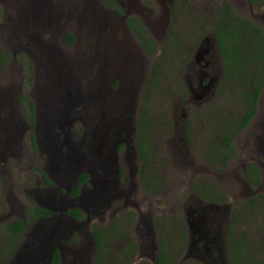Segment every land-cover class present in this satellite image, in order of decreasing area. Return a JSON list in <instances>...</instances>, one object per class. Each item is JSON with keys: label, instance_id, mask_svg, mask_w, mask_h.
I'll list each match as a JSON object with an SVG mask.
<instances>
[{"label": "rangeland", "instance_id": "rangeland-1", "mask_svg": "<svg viewBox=\"0 0 264 264\" xmlns=\"http://www.w3.org/2000/svg\"><path fill=\"white\" fill-rule=\"evenodd\" d=\"M116 1L126 10L122 15L102 6L98 0H0V49L9 53L0 67V225L11 220L28 222L16 249H1L5 239L0 235V256L10 264H52L51 251L57 248L65 264H89L94 250V223L104 228L108 247L103 253L111 264H153L161 229L172 264H204L186 252L191 240L188 213L200 206L205 212L229 213V244L239 243L242 247L247 244L248 256H243L242 264H256L262 260L257 246L264 241V150L257 149L253 139L254 135H264V88L256 116L233 141V159L217 170L207 153L211 144L224 134L226 123H234L243 111L237 90L221 82L223 66L213 34L218 13L223 1H227L236 14L251 19L264 35V0L261 7L248 0ZM128 15L137 16L146 26L159 47L157 54H146L137 38L126 29ZM171 30L175 31V37L168 40L171 48L167 47L160 55ZM68 33L72 35L71 44L66 42ZM205 38L208 41H203ZM158 58L162 67L156 90L146 99L151 117L148 134L153 146L150 166L158 183L156 195H151L147 190L151 188L143 185L144 178L140 179L136 131L131 128L132 135H124L119 127H112L110 119L106 125L110 123V132L105 130L93 138L90 135L85 138L91 151L83 158L97 165L84 194L77 196V206L85 217L73 220L66 215L58 220L29 223L34 195L41 189L38 165H45L54 179L57 176L52 168L58 165V148L43 136L50 135L52 122L48 116L53 123L66 118L63 131L71 133L69 146L79 148L83 135H72L77 131L78 114L68 102L87 93L86 88L97 81L101 86L87 97L94 95L103 106L106 103L111 106L113 98L109 95L118 94L125 84L129 90L123 95L133 93V110L138 117L144 87ZM26 59L32 62L31 67ZM200 70L217 79L214 88L193 91ZM63 94L66 114L59 102ZM29 103L37 118V148L29 140ZM51 105L56 115L48 112ZM41 119L43 126L39 127ZM260 147H264V139ZM71 157L76 160L81 152H74ZM247 162L255 163L260 170L258 186L252 187L246 181ZM199 178L220 188V196L225 198L221 203L225 204L199 198L191 188ZM62 188L65 190L61 191ZM101 188L116 197L107 199L104 195L98 203L96 198L89 200V195H95ZM55 189L60 203L49 195L44 202L53 210L72 199L66 196L65 185L56 184ZM73 189L74 183L68 191ZM45 192L49 194L50 190ZM192 195L196 197L195 204L188 200ZM129 213L133 219L126 222L124 217ZM58 221L62 224L58 225ZM116 221L111 233L106 228ZM52 226L61 234L55 231L57 236H53L49 231ZM61 227L66 230L62 232ZM39 228L41 232L36 231ZM182 238L183 245H179ZM128 242L134 243L136 249L130 261L124 263L119 252ZM231 244L227 247L226 243L227 260L214 258L209 264H231L235 260V247ZM115 258L119 259L112 263Z\"/></svg>", "mask_w": 264, "mask_h": 264}, {"label": "flooded vegetation", "instance_id": "flooded-vegetation-1", "mask_svg": "<svg viewBox=\"0 0 264 264\" xmlns=\"http://www.w3.org/2000/svg\"><path fill=\"white\" fill-rule=\"evenodd\" d=\"M98 1L100 2L102 6H104L101 3V0H98ZM109 9H113L118 15H122L126 11L122 5L118 7L113 6ZM119 9H121L123 13L118 12ZM129 16L131 15H128L127 17ZM125 27L127 30H129L126 25ZM133 35L135 36L134 33ZM204 44H205L204 42L201 44L200 49L198 50L197 54H200ZM196 58H197L196 60H201L200 58L198 59V57ZM206 65H207V62H205V66ZM128 67L133 68L132 65ZM198 74H199V78L196 83V87H192L193 91L198 90V91L204 92L206 90H209L210 88H214V86L217 83V79L213 75L208 76V72L206 70H200ZM123 84L124 83L120 84V86H123ZM100 86L101 84H98V82L95 81L92 86H89L86 88L87 93L79 94V97L77 99L70 100L68 102V104L74 105L72 106V108L74 112L78 114L77 120L79 121V124L77 127V131L74 130L72 135H83V137L79 141V148L71 149L69 146L68 135H71V133L67 135V133L63 131L64 128L66 129V122H65L66 118L62 117V121L59 119H56V123L55 122L53 123V121L48 116L49 121L52 122L50 125V135H43V136L47 140L48 139L52 140L58 148L56 151V154H58V158H57L58 165L57 167H54V168L51 167L57 173V176L54 179L51 171L45 165H42V166L38 165V168H41V169H37V177L40 180L41 189L37 191L36 194L34 195L35 203H33V207L29 210V214H30L29 223H33L36 220H47V221L58 220L60 217L66 218V215L69 216L73 220H80L85 217V214L82 211V209L77 206V203H78L77 196L81 192H82L81 193L82 195L84 194L83 189L87 186L91 176L93 175V172L97 168V165L95 163L92 162L91 164L87 159L83 158L85 154H89L91 151V149L88 146L87 141L85 140V138H87V135H90L91 138H93L94 135H97L105 130L110 132L111 131L110 123L108 127L106 125H108V121L112 119L113 128L119 127L120 132L123 131L124 135H132L131 128H134V130L136 131V136H137V118L138 117L135 113V110H133L135 107V103L133 101V93L131 95H128V94L123 95L125 91L129 90V88H125V84H124L122 91H120L118 94L113 95V96L109 95L110 98H113L111 100L112 105L109 106V103H106L103 106L102 102L99 101L94 95L87 97L88 94H93V92L96 91ZM130 88H132V86ZM103 94L105 97H107V93L104 92ZM59 102H61V107L63 108V112L66 114V95L65 94L62 95V99L61 100L59 99ZM53 108H54V105H51V108L48 112L56 115ZM114 114L115 116H113ZM43 116L44 114L41 116V118H43ZM28 121H29L28 127L30 128V131H31V134L29 135V140H30L31 145L37 148L38 137L35 131V123L37 124V118L34 116V111H33V119L32 120L30 119ZM42 121L43 119L40 120L39 127L43 126ZM69 127H71V124L69 125ZM254 136H255V138L253 139L254 146L257 149L264 150V147H260V144L263 142L264 135H254ZM135 146H136V143H135ZM74 152H81V157L77 158L76 160H73L71 156H72V153L74 154ZM64 154H66V157ZM231 159H229L228 162ZM46 160L49 165V159L46 158ZM250 163L255 164L253 162L246 163L244 167L245 176H246L245 178H246L247 183L250 186L255 187L252 184H250V181L247 179L246 168L248 167ZM88 164L90 166H88ZM55 183L59 187H61V185H65L66 196L72 199L66 200V202L62 203L64 204V206H61L60 204L58 208L53 210L51 208L52 206L46 205L44 204V202L46 201L45 196L49 195L51 200H54L60 203V200L59 199L56 200V197L54 195V192H56ZM72 183H74V189L72 191H68V187L72 185ZM259 184H260V170H259L258 185ZM46 190H50V193L49 194L46 193L45 192ZM64 190H65L64 188L61 189V191H64ZM147 190L149 192V189ZM104 195L107 196V199H114L116 197V195L113 192H110L108 189L105 190V188H101L98 192L95 193V195L90 194L89 200H93V198H96V202L98 203L101 201V198ZM188 200L189 202H192L193 204H195L194 202L196 200L195 195L190 196ZM36 202L41 204L42 206L37 205ZM220 204H225V203H220ZM99 205L103 206L102 204H99ZM35 207L42 208L44 211L46 210L47 213L45 214L37 213V210L35 209ZM188 217H189L188 221L190 222V225H191V229H190L191 234H190L189 240L190 239L191 240L189 244H187V247H188L186 250L187 254L189 256L196 257V259H198L199 261H202L204 264H209V263L214 262L215 261L214 258H218V259L225 258L227 260V256H226L227 253L224 254V252L227 250L226 243H227V247L228 245L231 244V243L229 244L228 237H227V231H228L227 226L229 225V218H228L229 213L228 212L219 213V211H216V210L214 211L212 210L211 212H205L204 210L201 211L200 206H197V207H193L190 213H188ZM132 219H133V215L131 213H129L128 215L124 217V221L126 222L132 221ZM15 221H20L23 224V227H22V230L18 234L11 236L12 237V242H11L8 239V233L10 230L6 227L8 224L13 223ZM117 222L118 221L110 224L106 229H109L111 233H113L114 224L117 225ZM26 223L28 222L24 220H11L5 224L0 225V235H2L5 239V245L2 246L1 249L7 251L9 249L17 248L19 241L22 240L21 238L23 234L22 231H23V228H25ZM57 224L61 225L62 222L58 221ZM93 225H92V238L94 242V250H93L92 258L89 261L90 262L89 264H93L94 262L93 260L96 255L97 249H98L96 241L94 239L95 235H94ZM95 225L100 230L101 234L104 235V228L101 229L97 224ZM52 228L53 230L50 229L49 231L51 232L53 236H57L56 232L61 234V232L58 229H56L54 226H52ZM65 230H66V227H61L62 232H64ZM36 231L41 232V229L39 228ZM104 241H105V238H104ZM262 242L263 241H259V246H257V252L259 253H262V250H263V247L261 244ZM181 244H182V241L179 242V245ZM105 246L108 247L107 242L102 243V246L100 248H105ZM233 246L235 245L233 244ZM236 247L238 248L239 252H241L240 246H236ZM0 258L2 260L7 261V263L10 264V261L8 262L6 258H3L1 256ZM51 258H52V261H51L52 264H59V263L65 264V260L63 259V254H61L60 249L54 248L51 251Z\"/></svg>", "mask_w": 264, "mask_h": 264}, {"label": "trees", "instance_id": "trees-1", "mask_svg": "<svg viewBox=\"0 0 264 264\" xmlns=\"http://www.w3.org/2000/svg\"><path fill=\"white\" fill-rule=\"evenodd\" d=\"M248 1L257 7H261L263 4L262 0ZM101 3L108 8L120 6L115 0H101ZM118 12L123 13L121 9H119ZM125 23L128 29L135 34V37L138 39L146 54L155 55L158 53L159 47L156 42L150 36L146 26H144L135 15L127 17ZM213 34L223 66L221 82L224 86L237 90L243 103V111L237 120L232 124L226 123L224 134L221 136L220 140L212 143L208 149L207 156L209 161L212 164H215L217 170H220L226 166L229 159L234 157L233 141L235 137L248 125L250 120H252L257 113V102L261 90L264 87V35L261 29L257 27L251 19L236 14L227 1H223L222 3V7L218 13L216 24L213 29ZM174 37L175 31L171 30L163 42L160 55L165 53L167 47L171 48L168 46V40L173 39ZM66 42L68 44L72 43V35L70 33L66 34ZM8 54V52H2L0 49V67L5 64ZM160 58H158V60L152 65L144 88V101L142 102L137 118V136L135 139L136 148L141 160L140 179L144 178L145 184L143 185L146 188H151L149 193L153 196H155L158 191V183H155V173L150 166L152 165L150 159L153 156V146L148 134L151 117L148 115L146 99H149L156 90L158 73L162 67ZM26 62L29 67L32 66L29 60H26ZM29 109L30 119L32 120V103H29ZM246 174L250 184L257 186L259 183L258 167L255 164L250 163L246 168ZM155 187L156 190H153L152 188ZM191 188L201 199L218 203L225 201V198L220 196L221 189L214 184H209L204 178H199L198 181L191 185ZM35 209L37 210V213H47L46 210L44 211L42 208L35 207ZM262 218L264 220V215ZM22 227L23 224L20 221H15L7 225L6 228L10 230L8 233L9 241L12 242L11 236L18 234L22 230ZM93 228L95 235L94 239L98 247L93 264H111L102 251L104 248H100L103 243V238L105 237L101 234L95 224L93 225ZM163 234L164 230L161 229L158 238L159 249L155 253L153 264H172V259L167 253L168 247ZM125 237H127V235H125ZM238 244L236 243L234 246L235 249L233 253L235 260L231 261V264H235L236 262L237 264H242L243 256H248V245L245 244L242 247V245L239 244L242 248V250L240 249L241 252H239L236 247ZM261 244L263 247L262 260L257 261L256 264H264V241ZM135 249V244L128 242L127 246L119 252V256L121 255L122 257L121 260L124 263L130 261L132 257L131 255ZM118 259L119 258L112 259V263H116ZM0 264L8 263L0 258ZM141 264L148 263L143 262Z\"/></svg>", "mask_w": 264, "mask_h": 264}, {"label": "water", "instance_id": "water-1", "mask_svg": "<svg viewBox=\"0 0 264 264\" xmlns=\"http://www.w3.org/2000/svg\"><path fill=\"white\" fill-rule=\"evenodd\" d=\"M203 41H208V39L205 38V40H203ZM209 207L211 208L212 206L210 205ZM187 225H188V228L191 229V225H190V222L189 221H188Z\"/></svg>", "mask_w": 264, "mask_h": 264}]
</instances>
